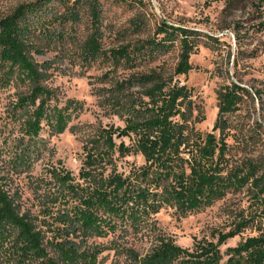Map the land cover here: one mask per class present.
<instances>
[{
  "label": "trees",
  "instance_id": "1",
  "mask_svg": "<svg viewBox=\"0 0 264 264\" xmlns=\"http://www.w3.org/2000/svg\"><path fill=\"white\" fill-rule=\"evenodd\" d=\"M103 10V0H33L0 17V84L4 86L13 78L32 83L31 92L15 103L27 113L23 126L30 137L40 134L43 121L58 132L64 131L71 114L79 110L71 101L60 105L54 92L42 85L54 64L46 61L39 65L28 55L34 32L59 40L73 38L68 30H75L85 16L88 33L81 55L88 59L103 54L116 65L132 69L178 47L175 75H187L193 68L191 57L199 49L201 31L164 21L156 25L152 37L107 52L102 48ZM135 86L139 90L126 94L124 100L115 98L113 103L115 112L124 115L125 126L103 127L98 139L84 147L86 157L79 175L65 167L53 171L57 199L63 207L56 214L46 209L45 214L52 215L53 225L60 223L57 234L63 241L67 239L69 246L81 250L89 235L118 227L138 228L144 217L163 206L186 215L245 187L264 203V159L230 164L228 140L230 116L249 97L260 98L264 89L252 92L233 80L222 84L215 124L211 131L202 132L190 125L193 88L175 76L165 77L152 70L132 74L117 89ZM132 153H141L145 161L126 174L116 165L115 155ZM36 220L38 217L17 208L0 177V246L8 241L22 256L39 259L37 264H64L49 255ZM250 222L243 218L234 228L219 231L217 240L199 239L192 247L159 236L145 254L133 256L132 264H264V233L250 235L225 252L221 249Z\"/></svg>",
  "mask_w": 264,
  "mask_h": 264
},
{
  "label": "rangeland",
  "instance_id": "2",
  "mask_svg": "<svg viewBox=\"0 0 264 264\" xmlns=\"http://www.w3.org/2000/svg\"><path fill=\"white\" fill-rule=\"evenodd\" d=\"M31 1L0 0V17ZM103 9L102 48L107 52L152 37L156 25L164 21L197 29L203 35L187 75H175L178 47L132 69L116 65L103 54L96 60L84 57L82 44L88 33L85 16L75 30H68L73 38H47L39 32L30 36L27 52L31 59L39 65L46 61L54 64L46 71L42 85L54 92L60 105L71 101L79 106L64 131L58 132L43 121L40 134L32 138L23 126L27 113L15 106L21 95L31 92L32 83L13 78L4 86L0 84L1 182L22 213L38 217L37 228L44 234L49 255L64 264H132L133 256L145 254L159 236L192 247L199 239L217 240L219 231H228L243 218H249V226L221 246L225 252L228 246H235L250 235L264 233V203L245 187L186 215L163 206L159 212L144 217L138 228L118 227L89 235L81 250L69 246L67 239L63 241L57 234L60 223L53 225L52 215L45 214L46 209L56 214L63 207L57 199L59 189L53 171L65 167L78 176L86 157L84 147L98 139L103 127L125 126L124 115L115 112L113 103L115 98L124 100L126 94L139 87L118 90L119 83L134 73L152 70L165 77L175 76L193 88L190 125L202 132L211 131L215 124L222 84L233 80L252 92L264 89V0H103ZM1 76L2 71L0 80ZM261 93L260 98L249 97L230 116L232 165L264 159V92ZM123 139L130 142L128 137ZM144 161L141 153L115 155L116 165L126 174ZM3 242L0 264L39 262L19 254L8 241Z\"/></svg>",
  "mask_w": 264,
  "mask_h": 264
}]
</instances>
